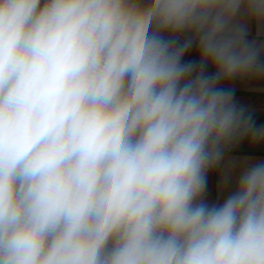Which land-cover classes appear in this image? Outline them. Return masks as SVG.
I'll list each match as a JSON object with an SVG mask.
<instances>
[{"label":"clouds","instance_id":"1","mask_svg":"<svg viewBox=\"0 0 264 264\" xmlns=\"http://www.w3.org/2000/svg\"><path fill=\"white\" fill-rule=\"evenodd\" d=\"M256 82L264 0H0V264H264Z\"/></svg>","mask_w":264,"mask_h":264},{"label":"crops","instance_id":"2","mask_svg":"<svg viewBox=\"0 0 264 264\" xmlns=\"http://www.w3.org/2000/svg\"><path fill=\"white\" fill-rule=\"evenodd\" d=\"M254 34H255V32L253 30V35ZM257 88L264 89V82H256V83L252 84L250 87H248L247 89L244 90V95L251 98V99H259V98L253 96V93L255 92V90ZM261 96L264 97V93H262Z\"/></svg>","mask_w":264,"mask_h":264}]
</instances>
